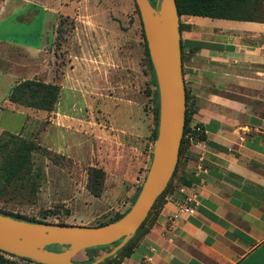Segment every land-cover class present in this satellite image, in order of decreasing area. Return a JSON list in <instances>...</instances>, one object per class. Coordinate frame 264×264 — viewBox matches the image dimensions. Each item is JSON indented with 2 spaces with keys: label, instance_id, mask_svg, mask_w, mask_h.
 Segmentation results:
<instances>
[{
  "label": "crops",
  "instance_id": "crops-1",
  "mask_svg": "<svg viewBox=\"0 0 264 264\" xmlns=\"http://www.w3.org/2000/svg\"><path fill=\"white\" fill-rule=\"evenodd\" d=\"M85 20L77 33L95 26ZM180 33L188 106L194 110L191 121L203 127L206 140L203 147L186 150L173 191L121 264H264V21L181 15ZM74 57L91 65L86 81L72 90L77 86L91 96L93 115L67 111L63 80L52 111L11 102V87L27 78L8 72L10 89L0 112L10 115L7 125L0 121V134L27 135L25 127L36 114L39 129L29 135L40 144L53 128L62 137L65 131L87 136L86 165L105 170L107 188L100 196L75 188L74 196L62 202L72 207L66 223L95 225L114 207L128 208L125 201L144 181L145 154L138 144L145 130L140 120L142 78L138 70L124 71L107 49ZM45 82L56 83L50 75ZM65 147L47 148L72 157ZM193 174L197 183H181V176ZM186 192L198 195L197 211L176 217ZM122 198L126 200L119 203Z\"/></svg>",
  "mask_w": 264,
  "mask_h": 264
},
{
  "label": "rangeland",
  "instance_id": "rangeland-1",
  "mask_svg": "<svg viewBox=\"0 0 264 264\" xmlns=\"http://www.w3.org/2000/svg\"><path fill=\"white\" fill-rule=\"evenodd\" d=\"M88 18L95 26L89 32L82 28L77 33V26ZM87 39L91 40L90 45H87ZM144 41L142 20L135 0H0V102L10 89L7 86L10 73L24 75L26 78L36 74L35 77L43 81L50 75L56 83L60 84L63 80L65 84L63 98L68 112L75 116L89 112L93 115L96 109L91 110L88 104L91 96L80 92L77 86L72 90L77 82L86 81V72L91 65L87 61L76 60L74 56L107 49L123 65L124 71L138 70L139 78H142L143 111L140 120L144 121L145 130L143 136L139 137L138 144L144 149L146 177L153 155L157 104L156 87ZM93 75L95 77L96 73ZM9 115L8 112H0V121L7 125ZM35 116L33 114V121H29L25 127L27 135L22 132L17 134L33 139L29 134L31 131L34 134L40 125V120ZM39 136L41 140L42 133ZM35 141L40 144V141ZM41 143L53 149L66 146V154L72 157L40 144L41 148L33 153L32 163L26 172L0 192V210L59 223L65 221L72 211V207L62 201L71 199L75 188H85L90 192V189L97 188L104 192L107 174L105 172L104 175L96 176V180L91 167L86 165L90 144L87 136L82 133L65 131L62 137L58 134V129L53 128ZM142 183H139L137 193ZM136 195L125 201L129 204L128 207L132 205ZM123 200L126 198L120 199L119 203ZM126 209L123 207L117 210L114 207L98 222L109 221ZM105 252L104 249L98 250L96 257ZM4 256L18 261L16 256ZM85 258L84 252L74 257L77 261Z\"/></svg>",
  "mask_w": 264,
  "mask_h": 264
},
{
  "label": "water",
  "instance_id": "water-1",
  "mask_svg": "<svg viewBox=\"0 0 264 264\" xmlns=\"http://www.w3.org/2000/svg\"><path fill=\"white\" fill-rule=\"evenodd\" d=\"M157 82L159 117L152 160L137 198L118 220L102 225L42 223L0 213V250L43 264L74 261L82 250L121 242L88 264L116 254L135 235L167 188L179 161L186 119L180 15L176 0H135ZM58 245L57 250L49 249Z\"/></svg>",
  "mask_w": 264,
  "mask_h": 264
},
{
  "label": "trees",
  "instance_id": "trees-1",
  "mask_svg": "<svg viewBox=\"0 0 264 264\" xmlns=\"http://www.w3.org/2000/svg\"><path fill=\"white\" fill-rule=\"evenodd\" d=\"M150 2L154 7H157L158 0H150ZM176 2L178 6V14L180 16L197 15V16H208L215 18H227V19L245 20V21H260V22L264 21V0H176ZM144 43H145L146 54L148 56L149 66L152 71L153 82L156 87L155 97H156L157 108L155 114V127L153 131V139L155 140L157 135L158 117H159L158 89H157L156 77L149 56L146 39ZM60 89L61 86L57 83L45 82L39 78H27L16 82L11 87L8 95V99L11 102L16 103L18 105H24L40 110L52 111L54 110L58 102ZM186 101H187L186 119H185L183 138L180 146L179 161L173 173V176L168 183L167 188L157 198L148 217L141 224L140 228L136 231L135 235L129 240V242L126 245H124L120 250H118L115 255L106 258L103 262L99 264H121L122 260L125 257L130 256L134 251L141 236L148 231L147 225H149L151 220L155 217L156 213L158 212L159 208L165 203L166 196L173 191L174 182L179 177V171L181 170L184 164L183 156L186 150L192 146L189 139L186 137V133L190 129L189 124L193 118L194 110L193 108L188 106L187 93H186ZM197 125L200 126L202 130L195 131L196 138L198 140L205 141L206 135L204 133V129L200 124ZM40 148L41 145L37 143L34 139L23 137L17 133H13L10 131H3L0 134V192L6 190L7 187H9L16 178H19L23 173L26 172V169L32 163L33 153ZM182 157H183V162H182ZM90 169L91 172L95 175V177L98 175L105 174V170L103 168L91 167ZM96 180H98V177H96ZM180 181L185 186H191L193 183H197L199 181V177L194 176V174L189 177L181 176ZM140 189L141 188H139V191ZM90 190L96 196H100L102 192L97 188L95 190L93 189ZM138 193L135 199L137 198ZM135 199L133 200V202L135 201ZM129 208L130 207H128L123 213L116 214L115 217H113L109 221L97 222L95 225H102L108 222L116 221L119 218H121L129 210ZM0 213L18 219H28L42 223H53L48 220L32 219L18 214L5 212L2 210H0ZM58 224H67V223L65 221H61ZM120 242L121 239L108 245L96 246V247L84 249L80 251L78 254L84 252L86 258L81 261H77L74 259V261L83 264L91 263L96 258V254L98 250L104 249L106 250V252L110 251ZM48 248L52 250H57L58 245H51ZM5 254L15 256L13 254L0 250V264H27V262L43 264L28 258L18 257V256H16L18 258V261L11 260L6 258L4 256Z\"/></svg>",
  "mask_w": 264,
  "mask_h": 264
},
{
  "label": "built area",
  "instance_id": "built-area-1",
  "mask_svg": "<svg viewBox=\"0 0 264 264\" xmlns=\"http://www.w3.org/2000/svg\"><path fill=\"white\" fill-rule=\"evenodd\" d=\"M189 127L190 129L187 131L186 137L189 139L191 145L203 147L204 141L198 140L195 134V131L202 130L201 127L193 123L192 121L190 122ZM185 191L186 190L182 188V192ZM198 205H199L198 195L195 192H190V193L186 192L182 202L178 207V212L175 216L177 217L180 214L192 215L196 213Z\"/></svg>",
  "mask_w": 264,
  "mask_h": 264
}]
</instances>
